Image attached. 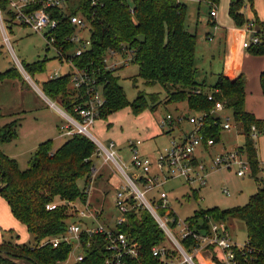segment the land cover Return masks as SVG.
I'll list each match as a JSON object with an SVG mask.
<instances>
[{"label": "trees", "instance_id": "1", "mask_svg": "<svg viewBox=\"0 0 264 264\" xmlns=\"http://www.w3.org/2000/svg\"><path fill=\"white\" fill-rule=\"evenodd\" d=\"M201 1L218 4L220 0ZM244 1L230 0V16L239 25L245 23L241 12ZM248 1L253 4L254 0ZM73 14H80L90 26L91 49L82 57H75L74 63L81 70L93 72L97 82L104 85L108 102L101 112L100 119L109 112L113 113L130 105L119 85V77L115 75L117 70L106 68L104 55L106 52L128 55L131 57L130 63L139 68L138 76L133 78L134 85L137 84L138 78H141L146 86L159 84L165 90L164 101L158 98L159 94L150 97L151 107L148 106L146 94L139 92L131 105L135 113L146 107L154 112L161 102L166 105L186 103L193 115L186 114L185 119L204 114L207 124L200 133L219 143L223 131L220 124L222 120L216 115H211L214 103L208 100V96L212 94L215 100L224 104L223 112H233V124L245 138L243 147L238 149L246 153L252 177L256 178L262 172L257 141L252 138V128L255 127L258 134L264 133V120H257L246 110L243 76L234 78L227 70H223L212 85L208 84L207 80H198V38L197 34L191 33L185 25L188 16L186 3L181 0H97L93 4L91 0H80L77 8L73 9ZM60 18L67 31L72 32L74 28L67 26L63 16ZM256 36L260 42L247 49L264 55V23L258 22ZM46 63L47 60L33 63L27 65L26 69L30 73L45 71ZM20 77L21 73L17 68L0 74V80ZM260 81L264 93V71ZM23 84L27 85L26 82ZM42 90L53 100L61 99L64 104L62 106L71 113L75 106L81 104L79 98L83 92L71 87L70 75L47 80L43 83ZM19 126V123L14 121L1 128L0 142L15 140ZM96 152V145L84 135L69 137L60 147H56L54 142L49 140L39 145L29 167L21 170L17 161L0 150V195L8 202L14 217L27 227L34 238L32 245L19 244L13 240L0 243V264H57L68 259L72 252L71 245L62 243L55 248L47 241L63 236L71 221L74 222L75 219L72 220L68 216L65 207L53 211H48L46 207L58 198L68 202L87 201L85 189L89 183L91 169L96 164L93 160ZM80 180L86 184L80 186ZM256 181L258 190L251 196L247 206L226 210L216 207L201 209L186 222L192 230L204 233L210 228L209 218L224 223L229 218L242 220L247 227V245L251 251L248 257L250 260L254 258L253 264H264V179L256 178ZM109 182L111 183V180ZM194 196L197 197L195 191ZM127 205L129 211L125 214L126 222L116 228L131 242L136 243L139 251V257L132 261L127 259V263L170 264L155 257L152 252L154 246L164 244L168 240L156 219L133 200ZM98 217L103 222L102 209L98 210ZM81 243L84 259L74 264H105L108 251L104 236L98 235L90 239L85 235ZM181 244L190 252L193 240L182 239ZM174 253L175 251L170 252L171 258Z\"/></svg>", "mask_w": 264, "mask_h": 264}, {"label": "rangeland", "instance_id": "2", "mask_svg": "<svg viewBox=\"0 0 264 264\" xmlns=\"http://www.w3.org/2000/svg\"><path fill=\"white\" fill-rule=\"evenodd\" d=\"M79 1L70 0V6L76 9ZM183 1L188 9L185 25L191 33L197 34L198 38L196 51V62L200 68L198 80L211 82V73H218L224 63L238 62L252 78L251 83L245 87V92L247 99L250 98V107L255 112H247L257 120L263 121L264 117L261 115H264V103L262 101L264 93L261 87V75H257V69L258 65L264 62V55L253 53L246 48L245 51L244 43H250L252 38L251 31L247 30V24L254 23L253 29L257 31L258 22L264 23V0H254L253 4L248 0L244 1L241 10L245 19L243 25L237 24L230 16V0H220L218 4H210L201 0V3L199 0ZM212 10L217 12L216 18L210 17ZM209 22L216 23L218 28L214 29L215 27L209 25ZM4 25L9 42L5 41L0 26V74L11 68L18 69L19 61L31 80H27L21 72L20 79L0 80V129L14 121L20 125L17 129L18 137L11 142H0V150L9 158L17 161L21 170H26L41 143L51 140L56 147H60L69 138L61 137L60 126L66 123V120L56 108L50 106L41 92H43V83L49 80L50 75L56 72L63 75L70 71V68L55 58L56 55L53 50L47 49V43L43 36L33 33L28 28L10 27L6 22ZM208 32L214 33V42H208L206 39ZM222 33L227 34V45L224 44ZM83 35L88 36V32ZM225 49H227L226 54H224ZM242 51L246 52L248 59L242 58ZM104 56L109 67L116 65L115 70L117 72L115 75L119 77V85L123 88L130 105L113 113L109 112L103 116V119H98L90 128V133L105 147H108L109 143L116 145L120 164H130L131 156L128 151L130 141L141 140L140 151L157 159L160 153L170 147L173 140H179L185 133H193L194 127L184 117L186 114L193 115L186 103L166 105L161 102V105L154 112L146 107L135 113L131 105L135 102L139 92L146 94L148 106L151 107L150 97L152 95L159 94L158 98L161 101L165 100L164 88L159 84L146 86L141 78H138L137 84L134 85L133 78L138 76L139 68L130 63L128 55H113L106 52ZM45 60H47L45 71L38 73L27 71V65ZM255 75H257L256 78ZM242 76L245 79V76ZM4 81H9L11 84ZM23 82H26L28 86L23 87ZM102 90L103 88L99 91L102 92ZM26 97L28 98L25 101L30 103V106L39 103L41 108L37 111L28 109V103H24L23 100ZM48 99L63 109L61 105L64 106V104L61 99L60 101L49 97ZM168 114H171L175 121L171 126L162 128L161 121ZM220 117L223 119L231 117V123H234L231 110L220 113ZM169 131L171 132L169 133ZM220 138V142L210 148L199 147L194 155L205 166V171L201 174L205 180L203 185L196 182L190 187L182 178H179L169 181L161 189L156 188L152 191L155 198H159L160 191L165 190L169 194L170 209L182 220L193 217L201 209L216 207L226 210L245 207L248 205L251 196L258 190L256 178L264 179V133L259 134L257 139L262 172L256 178L252 177V171L251 173L247 172L244 178L239 177V169L236 165L214 167V161L219 155L235 151L239 147H243L245 142V138L239 134L236 125L230 131L223 130ZM93 160L98 166L99 173L93 175L94 177L89 176V179L93 178V185L91 193L87 196L88 206L97 211L102 209L103 222L114 226L116 218L119 216L114 197L117 189L125 184L124 177L114 162L105 163L96 156L93 157ZM244 160H247L245 153ZM78 183L80 186L86 184L83 180ZM140 188L143 189V186ZM194 191L198 193L197 198L194 196ZM152 194L147 195L148 200H152ZM226 226L235 243L244 245L247 242V227L242 220L229 218ZM12 240L19 244H34V238L28 232L27 227L14 217L8 202L0 195V243ZM164 244L171 251L175 250L169 240ZM73 252L79 253L76 249ZM174 257L178 262H182L184 259L177 252L174 253ZM197 260L198 264L204 262V258L198 257Z\"/></svg>", "mask_w": 264, "mask_h": 264}, {"label": "built area", "instance_id": "3", "mask_svg": "<svg viewBox=\"0 0 264 264\" xmlns=\"http://www.w3.org/2000/svg\"><path fill=\"white\" fill-rule=\"evenodd\" d=\"M70 0H0V26L5 41L9 42V37L5 31V22L10 26H19L28 28L33 33L43 36L47 43V49L53 50L60 63H64L70 68V71L61 75L56 72L50 75L49 80L59 79L64 75H70V85L74 90L83 92L79 98L81 104L74 107L73 112L67 111L62 105L59 108L55 103L48 99V96L41 92L42 96L48 100L51 107L56 108L66 120L60 126L61 137H72L76 134L88 137L97 147L96 157L101 158L105 163L114 162L124 177L125 184L117 189L115 195V207L119 212L114 226L103 223L98 217V211L89 207V202H68L66 200H55L47 205L48 211H53L59 207H65L66 213L72 220L66 233L61 237L50 239L49 243L53 247H58L62 243L72 246V252L68 259L57 264H74L84 259L82 253V237L87 235L90 239L95 236H104L108 257L105 264H128L127 259L131 261L139 257L138 245L129 240V238L117 230V225L126 222L125 214L129 211L128 202L133 200L139 207L147 209L158 222L161 229L166 234L167 239L174 247V251L184 259L178 262L176 257L171 258V249L166 244L154 246L153 255L159 257L162 261L170 264H198V257L204 258L203 264H253L254 258L248 257L251 254L247 242L239 245L233 241L228 232L226 223L216 222L209 218L210 228L204 233L191 229L186 220H182L169 207V194L164 190L160 191L159 198L153 197L147 199L148 194H152L156 188H162L165 183L171 179L182 178L190 187L199 182L204 184L205 180L201 174L205 171L203 162L195 158L196 150L199 147L210 148L215 145L213 138L200 133L206 126L207 118L204 114L189 116L188 121L194 127L193 133H185L179 140H173L170 147L160 153L157 159L145 155L140 151L142 141H130L128 151L130 153V164H120L116 145L109 143L105 147L91 133L90 128L100 119L101 112L108 100L104 95V85L98 83L95 74L86 70L79 69L75 63V57H82L91 49L90 26L86 19L78 14H73V9L69 3ZM93 4L97 0H91ZM70 6V7H69ZM60 16L66 19L67 26L74 28L68 32L61 22ZM211 18L217 17V12L212 10ZM65 24V23H64ZM254 23L247 24V30L251 31L252 38L250 43H244V48L252 44H258L260 39L254 31ZM88 32V36L83 34ZM113 55L119 54L110 52ZM129 56V60H130ZM106 68L115 70L117 67L107 65ZM19 71L31 80L22 64L18 61ZM102 90L99 91V90ZM208 100L214 103L211 115L220 118L223 130L230 131L233 127L231 117L221 118L220 113L224 111V104L215 100L211 94ZM173 123L172 115H167L161 121V127L166 128ZM252 138L257 141L259 134L255 127L252 128ZM246 154V153H245ZM247 159V156H246ZM238 167V176L244 178L247 172H250L248 160H244V152L240 149L219 155L214 161V167L221 166ZM99 173L98 166L95 164L91 169V175ZM93 176V177H94ZM93 178L85 189L87 196L91 193ZM143 186V189L140 188ZM229 195V194H227ZM79 204V206H78ZM82 207V208H80ZM191 238L193 247L190 252L181 244L182 239ZM90 241V240H89ZM88 241L87 247L90 246ZM46 242V243H47ZM76 249L79 253L73 252ZM207 254V256H205Z\"/></svg>", "mask_w": 264, "mask_h": 264}, {"label": "crops", "instance_id": "4", "mask_svg": "<svg viewBox=\"0 0 264 264\" xmlns=\"http://www.w3.org/2000/svg\"><path fill=\"white\" fill-rule=\"evenodd\" d=\"M181 1H183V0H181ZM184 2V1H183ZM199 2L201 3V1L199 0ZM211 13V12H210ZM217 16H218V14H217ZM211 17V16H210ZM209 25H213L215 28L214 29H217L218 28V25L216 24V23H211V22H209ZM223 34V38H224V44L225 45H227V34L226 33H222ZM214 38H215V35H214V33H207V40H208V42H214ZM247 49V48H246ZM244 50H245V48H244ZM246 51V50H245ZM245 51H242V58L243 59H248L247 58V54H246V52ZM227 53V49H225L224 50V54H226ZM246 55V56H245ZM250 60H252V59H250ZM223 70H227L228 71V73L230 74V76H232V77H234V78H236V77H239V76H242V75H244L245 76V87L248 85V84H250L251 83V80H252V78H251V76L249 75V74H247V72H246V70L245 69H242V67H241V65H239L238 64V62H226V63H224L223 64V66H222V68L220 69V71L218 72V73H216V74H213V72L211 73L212 74V77H211V82H208V80H207V83L208 84H210V85H212V84H214L215 82H216V79H217V75L218 74H220L221 72H223ZM258 71H257V75H261L262 74V72L264 71V62L263 63H261L260 65H258V69H257ZM257 75H255V78H256V76ZM207 77V76H206ZM261 77V76H260ZM4 82H6V83H10L9 81H4ZM3 83V82H2ZM11 84V83H10ZM26 85H24L23 84V87H25ZM31 88V87H30ZM27 98L28 97H26V98H24L23 100H24V103H28L27 101H25V100H27ZM262 101H263V103H264V99H262ZM250 98H249V100L247 99V94H246V102H245V107H246V109H247V111H252V112H255L253 109H251V107H250ZM28 105V109H35L36 111L38 110V109H40L41 108V104H39V103H34V105H32V106H30V103H28L27 104ZM19 113H21V114H24L25 112H19ZM260 116V115H259ZM261 117H264V115H261ZM65 142V141H64ZM61 146V145H60ZM57 147H59V146H57ZM171 180H176V179H171ZM171 180H169V181H171ZM169 181H167L166 183H168ZM165 183V184H166ZM165 186V185H164ZM163 186V187H164ZM162 187V188H163ZM160 189V188H159ZM165 191V190H164ZM152 197H155V195H151ZM197 197H198V193H197ZM196 197V198H197Z\"/></svg>", "mask_w": 264, "mask_h": 264}, {"label": "water", "instance_id": "5", "mask_svg": "<svg viewBox=\"0 0 264 264\" xmlns=\"http://www.w3.org/2000/svg\"><path fill=\"white\" fill-rule=\"evenodd\" d=\"M187 117V116H186Z\"/></svg>", "mask_w": 264, "mask_h": 264}]
</instances>
